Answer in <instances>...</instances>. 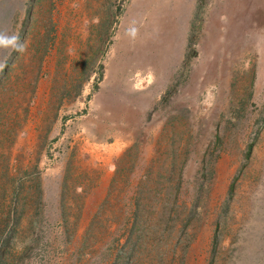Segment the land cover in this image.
<instances>
[{
    "label": "rangeland",
    "instance_id": "obj_1",
    "mask_svg": "<svg viewBox=\"0 0 264 264\" xmlns=\"http://www.w3.org/2000/svg\"><path fill=\"white\" fill-rule=\"evenodd\" d=\"M0 264H264V0H0Z\"/></svg>",
    "mask_w": 264,
    "mask_h": 264
},
{
    "label": "clouds",
    "instance_id": "obj_2",
    "mask_svg": "<svg viewBox=\"0 0 264 264\" xmlns=\"http://www.w3.org/2000/svg\"><path fill=\"white\" fill-rule=\"evenodd\" d=\"M0 48H11L18 51L24 50V46L19 43L18 35H8L4 32H0ZM3 66V64H0V69Z\"/></svg>",
    "mask_w": 264,
    "mask_h": 264
}]
</instances>
